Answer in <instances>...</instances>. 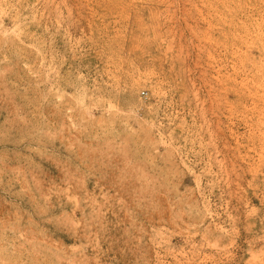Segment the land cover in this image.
I'll return each instance as SVG.
<instances>
[{
	"label": "rangeland",
	"instance_id": "374dc122",
	"mask_svg": "<svg viewBox=\"0 0 264 264\" xmlns=\"http://www.w3.org/2000/svg\"><path fill=\"white\" fill-rule=\"evenodd\" d=\"M0 264H264V0H0Z\"/></svg>",
	"mask_w": 264,
	"mask_h": 264
},
{
	"label": "built area",
	"instance_id": "2783aa9c",
	"mask_svg": "<svg viewBox=\"0 0 264 264\" xmlns=\"http://www.w3.org/2000/svg\"><path fill=\"white\" fill-rule=\"evenodd\" d=\"M143 95V94H142Z\"/></svg>",
	"mask_w": 264,
	"mask_h": 264
}]
</instances>
